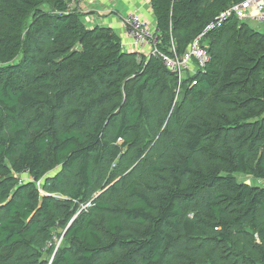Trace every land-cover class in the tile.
Wrapping results in <instances>:
<instances>
[{"label": "trees", "instance_id": "obj_1", "mask_svg": "<svg viewBox=\"0 0 264 264\" xmlns=\"http://www.w3.org/2000/svg\"><path fill=\"white\" fill-rule=\"evenodd\" d=\"M244 0H151L178 75L67 0H0V264H264V34ZM264 26V25H263ZM205 33V34H204Z\"/></svg>", "mask_w": 264, "mask_h": 264}, {"label": "built area", "instance_id": "obj_2", "mask_svg": "<svg viewBox=\"0 0 264 264\" xmlns=\"http://www.w3.org/2000/svg\"><path fill=\"white\" fill-rule=\"evenodd\" d=\"M82 1L67 0L65 14L69 15L77 12ZM232 17H236L239 22L250 21L258 25H264V0H244L240 3L233 4L220 13L214 23L207 26L205 33L221 27L226 20ZM121 21L125 35L130 39L131 45L139 49L150 47V55L160 58L169 70L176 73L180 84L187 72L195 73L197 70L203 69L209 61L206 51L201 48L202 37L204 35L195 39L191 49L184 56L179 57L173 49L174 54L171 57L158 50L159 38L156 30L152 28L148 21L134 13L121 16Z\"/></svg>", "mask_w": 264, "mask_h": 264}, {"label": "crops", "instance_id": "obj_3", "mask_svg": "<svg viewBox=\"0 0 264 264\" xmlns=\"http://www.w3.org/2000/svg\"><path fill=\"white\" fill-rule=\"evenodd\" d=\"M79 13L87 28L105 27L113 29L124 42L126 51H140L148 55L150 47L143 49L131 45L125 35L121 16L134 13L148 21L156 30V22L151 7V0H83L79 6Z\"/></svg>", "mask_w": 264, "mask_h": 264}, {"label": "rangeland", "instance_id": "obj_4", "mask_svg": "<svg viewBox=\"0 0 264 264\" xmlns=\"http://www.w3.org/2000/svg\"><path fill=\"white\" fill-rule=\"evenodd\" d=\"M256 26H253L258 32H261L262 34H264V26L263 25H258L255 24ZM236 179L238 182L240 183H245L248 184L250 186H254V187H263L264 188V180H259L256 178H252V177H248L245 175H241V174H237L235 175Z\"/></svg>", "mask_w": 264, "mask_h": 264}, {"label": "clouds", "instance_id": "obj_5", "mask_svg": "<svg viewBox=\"0 0 264 264\" xmlns=\"http://www.w3.org/2000/svg\"><path fill=\"white\" fill-rule=\"evenodd\" d=\"M78 12V11H77Z\"/></svg>", "mask_w": 264, "mask_h": 264}]
</instances>
